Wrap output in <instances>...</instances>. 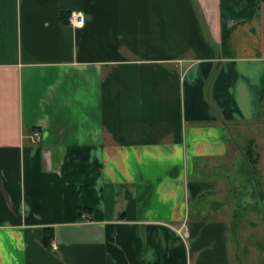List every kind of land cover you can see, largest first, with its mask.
I'll use <instances>...</instances> for the list:
<instances>
[{
	"label": "crops",
	"instance_id": "0c3cea01",
	"mask_svg": "<svg viewBox=\"0 0 264 264\" xmlns=\"http://www.w3.org/2000/svg\"><path fill=\"white\" fill-rule=\"evenodd\" d=\"M0 264H264V0H0Z\"/></svg>",
	"mask_w": 264,
	"mask_h": 264
},
{
	"label": "built area",
	"instance_id": "2783aa9c",
	"mask_svg": "<svg viewBox=\"0 0 264 264\" xmlns=\"http://www.w3.org/2000/svg\"><path fill=\"white\" fill-rule=\"evenodd\" d=\"M68 23L73 27H80L84 23V15L80 11H71L68 16ZM38 131L35 130L31 135V140L36 142L38 140Z\"/></svg>",
	"mask_w": 264,
	"mask_h": 264
},
{
	"label": "rangeland",
	"instance_id": "374dc122",
	"mask_svg": "<svg viewBox=\"0 0 264 264\" xmlns=\"http://www.w3.org/2000/svg\"><path fill=\"white\" fill-rule=\"evenodd\" d=\"M217 54V53H216ZM242 168L241 164L240 163H236L235 167L231 170H227L228 173H231V174H234V175H237L239 172H240V169ZM253 168V167H252ZM256 173V172H255ZM256 177V176H255ZM244 183V182H243ZM255 188V187H254ZM253 199L256 200V197L254 196H250L249 197V200L250 202H253ZM245 197H242V196H238V197H235V200L238 201L237 203L239 204V206L241 205V201L244 200ZM189 215H190V220H192L193 216H194V207H193V204L190 202V209H189ZM254 232H256V230H254Z\"/></svg>",
	"mask_w": 264,
	"mask_h": 264
},
{
	"label": "trees",
	"instance_id": "16d2710c",
	"mask_svg": "<svg viewBox=\"0 0 264 264\" xmlns=\"http://www.w3.org/2000/svg\"><path fill=\"white\" fill-rule=\"evenodd\" d=\"M52 235V229L51 228H48L46 229V233L44 235V242L47 244L49 243L50 239H51V236Z\"/></svg>",
	"mask_w": 264,
	"mask_h": 264
}]
</instances>
